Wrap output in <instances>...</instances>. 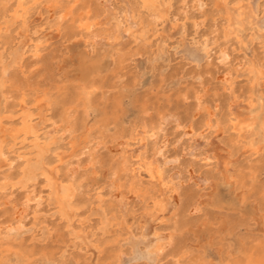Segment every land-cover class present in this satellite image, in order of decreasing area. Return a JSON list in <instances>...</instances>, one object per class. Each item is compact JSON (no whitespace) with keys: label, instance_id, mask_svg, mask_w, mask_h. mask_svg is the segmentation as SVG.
I'll return each mask as SVG.
<instances>
[{"label":"bare ground","instance_id":"bare-ground-1","mask_svg":"<svg viewBox=\"0 0 264 264\" xmlns=\"http://www.w3.org/2000/svg\"><path fill=\"white\" fill-rule=\"evenodd\" d=\"M175 1H113L108 21L104 0H0V264H125V252L139 255L129 264H264V49L253 48L264 47V0L255 7L254 0ZM168 22L181 23L185 34L189 22L196 26L193 43L208 60L195 72L213 86L187 84L178 98L137 94L139 81L122 76L137 54L157 67L169 45L170 34L162 36ZM200 24L208 25L202 34ZM124 32L132 36L130 52L121 47ZM238 46L244 57L231 65L230 48ZM70 52L78 56L77 74L61 64ZM218 52L228 59L221 78ZM160 78L153 88H163ZM238 102L244 109L236 110ZM174 107L182 150L215 135L226 153L208 142L171 165L164 111ZM213 183L217 191L207 199ZM222 184L233 192L247 187L242 199L231 197L234 212L225 215L215 209L223 207ZM252 197L257 207L248 205ZM257 215L262 225L253 228ZM28 223L30 233H20ZM224 223L240 232L234 248L216 229ZM199 228L215 230L217 259L197 244ZM134 231L148 236L145 255L127 242Z\"/></svg>","mask_w":264,"mask_h":264},{"label":"rangeland","instance_id":"rangeland-1","mask_svg":"<svg viewBox=\"0 0 264 264\" xmlns=\"http://www.w3.org/2000/svg\"><path fill=\"white\" fill-rule=\"evenodd\" d=\"M105 1V6H106V19H108V21H111V18H113L116 14V10H117V5L114 2H117L118 4L124 3L125 0H104ZM114 1V2H113ZM206 1V0H205ZM193 2V1H191ZM258 2V0H254L253 1V5L255 7L256 3ZM113 3V4H112ZM180 4V0H176L175 1V7H178V5ZM207 9H211V4H208ZM34 23H39V15L34 16ZM209 24V23H208ZM172 22H168L167 23V27L166 30L163 31V35H168L170 34L168 43L169 45L167 46L166 49V53H164V55H162L161 59L158 61V65L156 68H153L152 66V62L151 60L148 58V55H142V54H137L134 57V60L132 61V65L128 68L130 70V72L126 75H123L122 78L125 79L126 81L130 82L132 81H139L138 85L136 86V92L137 94L143 95V94H148L149 96L156 98L157 96H161V93L159 92V90L162 92V94H172L173 98L177 97V93H178V89L179 87H184L187 84H191L196 86V88L205 91V88H208L210 86H213V84L206 82L207 79H204L203 74H199L197 72H195V69L197 70H203L205 69V67L207 66V57L204 53V51L202 49H200V45H196L193 43L192 40V35L197 31L196 26L192 23L189 22L188 23V30L185 33H183L182 30V25L181 23H179L177 26L172 27ZM202 26V27H201ZM208 28V25L206 24L205 27H203L202 24H200V27L198 28L200 33L202 34L206 29ZM51 38L53 39V41L57 40V37L54 35V32H51ZM25 40V39H24ZM175 42V43H174ZM57 44V41L55 43V45ZM133 41H132V36L128 35L127 32L123 33V36L121 38V47L123 52H130V50L132 49V45H133ZM178 48H175V45H178ZM25 45V41H22V45L20 46V51L23 50V46ZM74 46H76L75 44H72ZM249 46L251 47L252 44L250 43ZM233 47V46H232ZM232 47L230 48V64L231 65H236L239 66L240 59H243L244 57V50H242L240 48V46L237 47V49L235 51L232 50ZM253 48H257V50H263L264 47H260V45L258 43L254 44ZM14 51L13 54L17 55L20 51L13 49ZM168 50V52H167ZM216 49H214V51L212 53L215 52ZM220 52V51H219ZM217 54L216 57L218 58H214L213 62L215 63L216 66L219 67L220 72H217L218 78H221L222 76H224V70L226 68L225 64L227 60H224L222 57H219V53ZM248 52L251 54V48H248ZM20 54V53H19ZM17 56L18 60H20L21 54ZM78 56L76 55L75 52H70V54L68 55L66 61L64 63H61L63 65L64 68L68 69L69 71H71V74H77L79 73V70H77V58ZM212 57H214L212 55ZM0 60H3L2 57H0ZM171 60V66H168V62ZM224 60V61H223ZM237 62V64H235ZM199 65H196V64ZM59 65V63H57ZM179 67H183L181 69H178ZM153 70V72H152ZM177 70H179L180 72L176 73ZM161 74L162 78L161 81L164 82L163 88L160 86L153 88L152 87V81L153 79L155 80L157 78V75ZM238 76V81L245 83L247 80V75H246V70L242 69L238 71L237 73ZM136 78V79H135ZM135 79V80H134ZM218 80V79H217ZM204 82H206L204 84ZM129 87V85H128ZM129 89V88H128ZM163 89V90H162ZM114 91V89H105V91ZM159 96V97H160ZM178 98V97H177ZM130 98L127 97L125 99L126 103H129ZM193 97H191V100L193 101ZM239 104V105H238ZM239 109H244L242 107L241 103H237L236 106V110ZM141 106H137V107H131L130 111L128 113H126L127 115V121H129L132 117H134V113L136 111H141ZM151 110H149L150 112ZM183 114V112H182ZM181 114V115H182ZM164 115L165 117V121L167 122V131L170 134L171 137V144H170V149L168 152V159L170 161L171 165H178L176 163L178 158H181V161H188L190 158L193 157V153L196 151V149L200 148L201 146L204 145V143H208L210 144L211 147H216L219 151H221V141L219 138H217L215 135L211 136L210 138H201L199 137L198 140H196V142L194 143L193 148L191 149H187V150H182V147L185 146V142H183L182 144L180 143V141H178L177 139L175 140V135H174V131L177 129V122H178V117L180 115L179 109H177L176 107L166 110L164 111ZM223 152V151H221ZM224 154L226 152H223ZM202 174H200L199 172H197V176L200 178V180L203 178L202 176H200ZM262 178L264 179V171L262 174ZM214 191H217V185L215 183L211 184L210 189L208 190L209 194L208 196H206L207 199L211 198V194H213ZM247 192V187L246 186H242L241 188L235 190V192H233V188L230 187L229 185L226 184H222L219 186L218 188V194L219 196L222 198L221 201V205L223 206L222 208H218L216 207L215 209L217 210H221L223 211L222 214L225 215L228 211H230L231 213L234 212L233 209H231V204H230V199L232 196H234L235 194L238 193V197L240 199H242V197L245 195V193ZM258 199L256 197H252L249 199V203L248 205L250 206H258ZM48 207L44 208V212L46 213V215L50 216V219L55 218L54 216V210H48ZM230 209V210H229ZM98 213L94 214V216L98 217ZM233 214H231L232 216ZM260 216V215H259ZM258 215L256 216L257 218L253 220V225H251L253 228H257L260 227L262 225V220ZM228 224L224 223L220 226H218V228H216L217 230H220L222 232V234L225 236V240L226 242L230 243L232 245V248H234V246H236L237 242H238V236H239V231H235V232H231L229 229H227ZM33 226H31V223L26 224L21 230L20 233H25L28 234L30 233V231L32 230ZM200 233L199 234V238L197 240V244L200 246H203L205 248V253H207L208 256L217 259L219 257V248L220 245L219 244H214L212 241L213 238V234L215 233L214 231H211L209 233V231H204L202 228H199L198 230ZM202 231V232H200ZM43 234H47L46 229H43ZM129 236L127 242L129 241L131 244L133 242H137L140 247H141V251L143 252V254L145 255V252L147 250V248H145V242L142 240V238H147V235H143V233H139L137 234L136 231L133 232V235L128 233L126 234V236ZM125 236V235H124ZM46 241V240H45ZM44 241V242H45ZM126 241H124L125 243ZM126 242V243H127ZM55 243V242H53ZM128 245H130L129 243H127ZM134 245V243H133ZM92 254L94 256V258L96 257L95 255V250L92 248ZM138 254H134V255H129V253H123V259H124V263L125 264H129L132 259L138 257ZM172 261V258H168V260L165 261V264H170V262ZM62 264H77L75 262V260L73 259H67L65 262H63ZM91 264H97V260L92 259Z\"/></svg>","mask_w":264,"mask_h":264}]
</instances>
